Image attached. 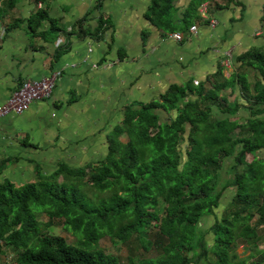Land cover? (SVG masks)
I'll return each mask as SVG.
<instances>
[{
	"label": "trees",
	"instance_id": "16d2710c",
	"mask_svg": "<svg viewBox=\"0 0 264 264\" xmlns=\"http://www.w3.org/2000/svg\"><path fill=\"white\" fill-rule=\"evenodd\" d=\"M263 50L239 60L254 70L251 83L236 74L209 91L197 89L194 101L188 88L176 86L160 102L127 109L107 136L104 158L77 169L60 165L18 186L0 182V255L10 252L7 264H120L97 248L105 236L122 244L135 236L144 251L156 252L138 260L129 249L127 264H264V158L257 155L264 149ZM238 85L244 105L224 93ZM159 108L174 118L162 122ZM243 109L248 116L240 121ZM229 158L234 178L223 177ZM87 186L111 195L94 202ZM228 190L234 195L218 216ZM39 212L61 221L79 242L41 235ZM207 216L214 223L204 232ZM241 246L250 252L245 258Z\"/></svg>",
	"mask_w": 264,
	"mask_h": 264
},
{
	"label": "crops",
	"instance_id": "0c3cea01",
	"mask_svg": "<svg viewBox=\"0 0 264 264\" xmlns=\"http://www.w3.org/2000/svg\"><path fill=\"white\" fill-rule=\"evenodd\" d=\"M263 18L264 0H0V105L23 80L60 72L50 97L0 116V182L18 186L104 158L126 110L160 102L173 87L188 88L194 101L197 89L236 74L253 82L239 60L264 49ZM239 88L224 93L244 105ZM158 114L162 122L175 116Z\"/></svg>",
	"mask_w": 264,
	"mask_h": 264
},
{
	"label": "rangeland",
	"instance_id": "374dc122",
	"mask_svg": "<svg viewBox=\"0 0 264 264\" xmlns=\"http://www.w3.org/2000/svg\"><path fill=\"white\" fill-rule=\"evenodd\" d=\"M263 53H264V50H263ZM243 102L245 103L246 100ZM243 111H244L243 115H238V117H242L240 121H243L244 120L243 118L246 119L248 116V113L245 114L244 109ZM219 116H223V115L219 114ZM238 117H235L233 119H238ZM186 145L187 144L184 143V147H186ZM232 163H233V159H230V158L227 159L223 177H230V176L234 177L233 173L231 174L227 173V170L228 168H230ZM242 169H243V166L241 167V170ZM58 181L61 182L62 180L59 178ZM221 182L224 183L225 181L222 180ZM85 190H86V193L82 190L84 194L87 195L94 202L101 200V199H107L111 195V193L109 192L99 193L98 191L92 189L90 186H87ZM229 192L230 190L226 192L227 197L226 199L222 201V204H221L222 206L217 211L218 216H221L222 212L226 210L229 206V200H230ZM164 211H165L164 204L160 203V206L158 208L159 215L163 216ZM36 218L38 222L41 224L40 226L41 235L60 236L69 244H76L79 242L80 237L73 235V233L65 229V226L63 225L61 221L50 222L48 221L45 214L40 213V212L36 214ZM213 223H214V216H207L202 220V224L200 227L202 228L204 232H209ZM146 237L150 239L151 234L150 233L146 234ZM207 239L210 243H212L211 234L208 233ZM261 245L264 246V243ZM97 248L101 249L106 254L116 256L119 259L120 264H127L126 262L127 256H129L130 254L129 249H132L131 253L135 256V258H138V260H145V259H149L151 257L156 256V252L154 251L153 248L149 249L148 251H144L143 248L137 243L135 236L131 238V241L128 244H122L120 241L116 239H110L108 236H105L98 241ZM237 252L242 258H245L246 256L250 254V252L247 251L244 246H241ZM9 254L10 252L6 253L5 255L3 254L0 255V264H7V261L9 260L8 259Z\"/></svg>",
	"mask_w": 264,
	"mask_h": 264
},
{
	"label": "built area",
	"instance_id": "2783aa9c",
	"mask_svg": "<svg viewBox=\"0 0 264 264\" xmlns=\"http://www.w3.org/2000/svg\"><path fill=\"white\" fill-rule=\"evenodd\" d=\"M200 11L201 17L205 20H209L207 4L202 5ZM209 23L212 27L217 24L216 20H211ZM197 28V26H192L190 31L196 32ZM171 37L177 41L182 40V35L180 33H173ZM230 56L231 55L228 54L227 60L223 63L225 67H229L231 64ZM59 74V71H52L39 79L23 80L18 87L11 92L5 102L0 105V116L8 113L20 114L27 110L32 102L50 97Z\"/></svg>",
	"mask_w": 264,
	"mask_h": 264
}]
</instances>
